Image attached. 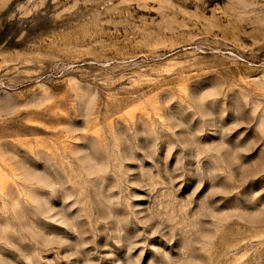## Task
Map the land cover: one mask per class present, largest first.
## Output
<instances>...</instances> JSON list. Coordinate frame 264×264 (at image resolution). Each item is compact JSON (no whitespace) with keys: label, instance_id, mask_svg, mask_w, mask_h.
<instances>
[{"label":"rangeland","instance_id":"obj_1","mask_svg":"<svg viewBox=\"0 0 264 264\" xmlns=\"http://www.w3.org/2000/svg\"><path fill=\"white\" fill-rule=\"evenodd\" d=\"M0 264H264V0H0Z\"/></svg>","mask_w":264,"mask_h":264}]
</instances>
